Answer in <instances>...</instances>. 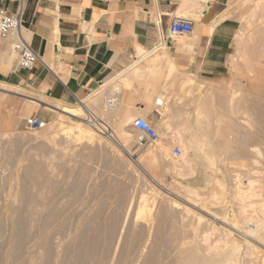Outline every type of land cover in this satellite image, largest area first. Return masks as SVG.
I'll return each mask as SVG.
<instances>
[{"label":"rangeland","instance_id":"obj_1","mask_svg":"<svg viewBox=\"0 0 264 264\" xmlns=\"http://www.w3.org/2000/svg\"><path fill=\"white\" fill-rule=\"evenodd\" d=\"M262 19V16H260L259 21L251 27L252 30L247 27L243 32L246 41L243 43V53L241 56H236L234 64H232L231 80L218 84L220 86H217V88H215L217 84L206 86L202 82L194 80L180 86V94L168 98L169 102L170 100L173 101L174 111L172 112L170 105H168L169 107L166 106L165 110H169V114L173 113L175 121H177L176 117L179 118L178 116L182 115L180 120L178 119L179 121L177 123L174 121V123H176L175 125L179 123L181 124L179 126L186 129L185 140L187 142L195 140L198 142L209 141L210 143V141H214L212 145H216L215 151H217H214V156H217L215 157L216 164L214 163V167L212 166L211 169H208L210 168V160L206 158L208 153L202 155V153L192 150L196 152H193V154L190 150L186 154L187 159L191 164L193 163L192 166L195 169L193 177L183 178L176 174L175 168L173 167V169L171 166L174 161L170 156L159 155L156 158V164L153 166L148 165V167L146 160H143L144 164H142L141 157L149 149L156 147L157 141L153 144L154 147H147V150L139 147L131 126L128 129L133 137L127 149L123 148L121 150L115 146H109L107 138L100 137L97 142H89L86 139L77 138L73 126L77 123V118H68L59 110L52 111L45 108H37L29 112V104L24 97L13 93H10V96H3L4 93L0 91V96L4 97L3 99L0 98V104L3 103L0 105V264H177L183 256L185 258V263L183 262L184 258L181 259L183 264H186L187 261L188 264H198L202 258L214 259L213 255L206 251V245H203L202 238L205 232L213 226L219 228L217 234H219L220 228L221 231L226 229L224 220L222 221V219H225L224 211L226 212V210L221 203L215 205L216 207L208 205L207 208L209 209H205V203L201 198L198 200L193 199L177 183L197 188L202 196L211 193L210 191L215 189L218 190L219 187L214 184L217 179L219 181L223 180L221 183H229L230 185H228L232 187L234 183L231 169L236 167V163L233 161L235 166L233 164H231L232 166L230 164L226 165L230 161L228 158L236 161L235 157L248 158L249 143L251 141L247 143L243 141L244 145L241 147L243 152H240L242 151L240 144L245 138L241 132L242 128L239 127L240 125L235 119L229 120L230 125L225 122L228 119L226 97L231 90L236 91L238 89L239 81L236 80H238L242 71L247 76L250 75L247 69L242 67V65H246L243 57L248 62L250 61L249 65L254 69L257 68L258 73L262 75L260 80L249 81L247 91L251 95L248 94L246 100L251 109L260 112L255 111V113L252 110V113H254L253 119L256 120L257 124L255 134H259L252 141L264 142V23L260 22ZM0 46H5L6 53L12 54L15 60L18 59L8 43L2 42ZM254 75H257V73L252 74L253 77ZM229 82L231 87L233 83L235 87L228 88L227 84ZM19 87L23 88H20L22 93L30 96L34 95L33 90L28 87ZM207 87L210 88V110L205 112L203 116V118L205 117L203 121L204 129L201 131L203 136L199 140L195 135H192L194 132L193 127L197 128L199 122L194 120V114L188 110L189 107L187 108L186 102L192 101L193 103L195 100L200 102L204 89ZM116 90L119 89L116 88ZM13 91H18V88ZM98 96L99 102L96 101L91 109H94L93 111L101 118L107 120L112 127L119 119V109L124 107L122 99L118 111L115 110L108 115L102 108V93ZM213 97H216V99ZM46 102L50 103L51 101L47 99ZM51 103L52 105L57 104L54 101ZM176 103L181 105L179 106ZM86 104H88L87 101ZM67 106L80 107V104L73 103ZM180 107H182V110ZM37 113L46 119L48 123H51L52 129L46 127L38 131L26 130L25 120ZM148 115L152 119L146 120L157 127V132L162 130L161 134L163 133L164 140L166 139L165 142L167 144L172 142L171 136L166 135L163 131L162 116H155L152 112H149ZM110 116L111 118H109ZM112 118L113 120H111ZM219 123L221 124V133L226 130L225 127H230V132L233 133V135H230L231 144H229L228 149L223 143L225 136H222L221 133L214 134L215 127ZM161 125L162 128L160 129ZM41 132L42 134H39ZM72 136L75 138L73 139ZM242 137L244 138L242 139ZM218 140L222 143L220 141L218 143ZM261 142L259 145L262 146L261 148L264 151V143L262 145ZM172 143H170L171 146L168 145L170 151L173 155L179 156L181 153L177 149L182 150L181 145ZM245 144H248L246 145V153L244 152L246 148H243ZM197 157H203L204 159H194ZM227 159L228 162L225 161ZM231 161L230 163H232ZM262 162L264 163V161ZM141 164L143 165L142 168L146 167V171L151 169V173H143L140 170ZM227 166L231 167L228 169ZM213 170L215 171L213 172ZM210 174L216 179H212ZM207 175L211 176H209L210 179L209 177H207L208 179L205 178ZM148 177H156L155 179L158 181L155 183ZM207 180L208 182H206ZM210 180L211 182L208 184ZM214 185H216V188ZM193 203L198 207L194 208L191 205ZM143 204L147 207L144 212H142ZM231 206L232 212L229 209V214H234L235 207ZM185 207L191 209L190 215L183 210ZM206 210L211 211V213L208 211L207 213ZM191 215L192 217H190ZM240 221L243 222L241 219ZM241 222H239V226L243 224ZM207 226L211 227L208 229ZM241 237L236 234V238L242 245L241 253L244 252L245 254L247 245ZM185 239L189 241H187L188 244L181 241ZM192 241L193 243H191ZM185 245L186 249L184 248ZM257 245L260 251H249L248 254H245L246 257L243 256L244 258L239 260V264H246L245 262H248L247 264L258 262L256 264H259L260 252L264 251L262 250L264 246ZM193 246L197 247H194L197 258L202 255L203 257L199 258L200 260L193 258L194 261L190 259L193 261L190 262L189 259H186V256L188 258L189 252L187 253V251H190V254L192 252V254H195ZM190 248H193V250ZM181 250L186 253L181 252L182 254H180L183 256L179 254L181 256L179 259V252L177 251Z\"/></svg>","mask_w":264,"mask_h":264},{"label":"crops","instance_id":"obj_2","mask_svg":"<svg viewBox=\"0 0 264 264\" xmlns=\"http://www.w3.org/2000/svg\"><path fill=\"white\" fill-rule=\"evenodd\" d=\"M0 8L12 14L21 10L23 37L42 60L32 70H21L18 59L8 60L9 53L0 46V81L26 86L66 105L103 87L118 88L123 101L131 99L125 103L132 111L148 104L145 107L153 108L149 110L155 116H161L167 104L174 111L173 101L158 98L177 96L189 78L206 86L230 80L234 59L243 53V32L252 30L260 16L264 23V0H0ZM175 18L191 20L193 34L171 36L169 26ZM120 74L131 80L127 89L118 83ZM207 88L202 102H186L194 120L202 113L200 127H193L198 139L203 136V116L210 110Z\"/></svg>","mask_w":264,"mask_h":264},{"label":"bare ground","instance_id":"obj_3","mask_svg":"<svg viewBox=\"0 0 264 264\" xmlns=\"http://www.w3.org/2000/svg\"><path fill=\"white\" fill-rule=\"evenodd\" d=\"M260 4H261V2H258V6H260ZM176 38V37H175ZM188 38V37H187ZM183 39V38H182ZM189 39V38H188ZM192 39V38H191ZM179 41V40H178ZM177 41V42H178ZM187 42V41H186ZM184 43V42H183ZM189 43H191V42H189ZM184 46V45H183ZM165 49V48H164ZM183 49V48H182ZM167 50V49H166ZM165 50V51H166ZM179 51V50H178ZM13 54H15V53H13ZM6 55V54H5ZM8 60H10V61H12V60H14L15 58H14V56L11 54H9L8 55ZM4 58H6V57H4ZM17 58V57H16ZM244 58V60H245V63H246V65L244 64V65H242V67L243 68H245V69H247V71H248V74H250L249 76H247V74H245L244 73V71H242V73H238L240 76H239V78L238 77H236V78H238V80H236V81H239V87H238V89L236 90V91H232L231 89V91H230V94L226 97V102H227V107H228V119H226V121L225 122H229V120H233V119H235V121L236 122H238L239 123V127H241L242 128V130H241V132H242V134L244 135V137H242V142H241V140H240V142H241V144H240V148L244 145V142L245 143H247V142H249V141H251V143H249V145H250V147H249V153H248V158H246V157H243L242 155H244V154H242L241 156H242V158H238V157H235V159H237V161L236 160H232V159H230V158H228L232 163H230V161L227 159V160H225V161H229V163H226V165L227 164H233L234 165V162L233 161H235V163H236V167L235 168H233L232 167V171L234 172H232L231 173V176H232V179H233V186L232 187H230L227 183H225V182H223V183H221V181H223V180H215L216 178H214L211 174V176H212V179H214L216 182H214V184H216L219 188H218V190H213V188H212V190L213 191H210L211 193H209V194H207V195H205V196H202L200 193H199V190L197 189V188H195V187H192V186H186V185H184V184H182V183H177L183 190H185L193 199H202L203 201H204V203H205V206H204V208L206 209L207 207H208V205H219L220 203L223 205V208H225V210H226V212L224 211V213H225V219H222V221L224 220V223H225V225H226V229H223L222 231H221V228H220V232H219V234H217L218 233V229L219 228H216V227H214L213 225V227L209 230V231H207V232H205V234L203 235V238H202V240H203V242L202 243H204L203 245H206V251L208 252V253H211L212 255H213V257H214V259L212 258V259H209V257H207V258H202L201 259V257H203V253L202 252H200L201 251V249H200V253H202L201 255V257H199L200 259H201V262H198V264L200 263V264H239V260L241 259V258H244L243 256H245V254H248L249 253V251H253V250H255V251H257L258 252V248H257V244H260V245H262V246H264V163L262 162V161H264V151L262 150V146H260L259 144H260V142L261 141H259V140H256V141H252L254 138H256V136L258 137V135L257 134H255V131L257 132V130H255V128H256V120H254L253 119V114L254 113H252V110L253 109H251V107L250 106H248L247 104V100H246V98L249 96L248 94H250V93H248V91H247V88H248V83H249V81H257V80H260V78L262 77V75H260L258 72V70H257V68L256 69H254V67L252 68L249 64L251 63L250 61V63L248 62V60L245 58V57H243ZM2 60H4L3 58H2ZM243 60V59H242ZM7 61V60H6ZM8 63V62H7ZM10 63V62H9ZM14 63V62H13ZM13 63H11L10 64V66L13 64ZM169 64V63H168ZM135 65V64H134ZM134 65H133V67H134ZM170 65V64H169ZM252 65V64H251ZM168 66V65H167ZM253 66V65H252ZM133 67H131V70H132V68ZM147 67H150V66H147ZM256 67V66H255ZM152 67H150V69H151ZM234 68H235V66H234ZM238 68H240V67H238ZM237 68V69H238ZM136 69H138L137 68V66H136ZM130 70V71H131ZM143 70V69H142ZM145 71L147 70V69H144ZM143 70V71H144ZM168 70V69H167ZM244 70V69H243ZM133 71H136L135 70V68H134V70ZM138 71H140V70H138ZM163 71H165V69L163 70ZM236 71V70H235ZM126 72V71H125ZM125 72H122V73H125ZM237 72V71H236ZM130 73V72H129ZM136 73H138V72H136ZM136 73H134V74H136ZM141 73V72H140ZM163 73V72H162ZM165 73V72H164ZM255 73H257V75H254V77L252 76V74H255ZM182 74H184V73H182ZM128 74L126 73V76H127ZM130 75V74H129ZM143 75H145V74H143ZM151 75V74H150ZM185 75V74H184ZM188 75V74H187ZM190 75V74H189ZM123 76H125V75H123ZM123 76H121V74H120V76L118 77V83H120L121 85H124L125 86V88L127 87H129L130 86V82H131V80H129L128 81V79H124L123 78ZM132 76H134V75H132ZM137 76V75H136ZM135 76V77H136ZM140 76V75H139ZM142 76V75H141ZM140 76V77H141ZM182 76V75H181ZM193 76V75H192ZM127 77H129V76H127ZM131 78V77H130ZM142 78H144V77H142ZM146 78V77H145ZM177 78V77H176ZM188 78V77H187ZM136 79V78H135ZM178 79H179V77H178ZM113 80V79H112ZM184 80V79H183ZM194 80V79H193ZM196 80H197V78H196ZM231 80V79H230ZM139 81V80H138ZM148 81V80H147ZM146 81V82H147ZM179 81V80H178ZM227 81H229V80H227ZM112 82V81H111ZM110 82V83H111ZM117 82V81H116ZM135 82H137L136 80H135ZM145 82V83H146ZM149 82H150V80H149ZM164 82V81H163ZM173 82V81H172ZM189 82H192V80L189 78V79H187L184 83H189ZM196 82V81H195ZM106 83H109V82H106ZM142 84H143V82H141ZM145 83H144V87H143V89L145 88ZM166 83V82H165ZM210 83V82H209ZM208 83V84H209ZM114 84V83H113ZM119 84V85H120ZM132 84V83H131ZM148 84V83H147ZM181 84V83H180ZM193 84H196V83H193ZM230 84V82L227 84V87L228 88H230L231 86L229 85ZM234 84V83H233ZM232 84V87L234 86ZM238 84V83H237ZM120 85V86H121ZM135 85V84H134ZM149 85V84H148ZM148 85H146V86H148ZM154 85V84H153ZM156 85V84H155ZM182 85V84H181ZM215 85V84H214ZM107 86V85H106ZM111 86V85H110ZM118 86V85H117ZM141 86V85H140ZM143 86V85H142ZM159 86V85H158ZM171 86H173V85H171ZM175 86H177V85H175ZM217 86H220V85H216V87L215 88H217ZM123 87V86H122ZM132 87V86H131ZM130 87V88H131ZM136 87H137V85H136ZM150 87H151V84H150ZM185 87V86H184ZM231 87V88H232ZM235 87V86H234ZM15 88H18V91H13ZM21 87H19L18 85H14V84H11V83H8V82H4V81H0V91L2 92V93H4L3 94V96H10V93H13V94H17V95H20L21 97H24L25 98V100L28 102V108H29V112L30 111H32V110H34V109H37V108H45V109H49V110H52V111H61V113H64L65 115H67V117L68 118H77V123L75 124V125H73L74 126V130H75V132H76V136H77V138L78 139H86V140H88L89 142H97V141H99V138L101 137V138H107L108 140V144H109V146H115V147H117V149L118 148H120L121 150H123V148H126L127 149V147L128 146H130V144H131V140H132V135L130 134V132H129V127L131 126V130H132V124H133V122H134V120L137 118V117H139V116H141V117H144L145 119H148V117H147V115H148V112L151 110V108H147V107H145L146 105L148 106V104H146L144 107H145V110H142V109H144V107L141 109V110H137V111H132L133 109L131 108V107H128V106H126V103L129 101L130 102V100L131 99H129L127 102L124 100H122V102H123V108L121 109H119V107H118V109L120 110V115H118L119 117V119H117L116 120V122H115V125L113 124V126L111 127L109 124V127H107V132H97V131H94V129H92V128H90L89 126H88V124L85 122V117H84V108L82 107V105H80V107H70V106H67V105H61L60 104V102H56V101H54V102H56L57 104L55 105H52V101L53 100H50V99H48V100H50L51 102V104L49 103V102H46V100H47V98L45 97V96H43V95H41L39 92H35L34 90H33V92L32 93H34V95L33 96H30V95H27L26 93H22L21 91V89H23V88H21ZM126 88V89H127ZM132 88H134V89H137V88H135V86H133ZM131 88V89H132ZM168 88H170V87H168ZM173 88V87H172ZM210 88H211V86H210ZM220 88V87H219ZM222 88V87H221ZM227 88V89H228ZM100 89H102L101 91H94L93 92V94L91 93L89 96L87 95L85 98H83L81 101L83 102V103H85L86 104V101L88 102V104H86L89 108H93V104L94 103H96V101L97 102H99L98 101V95L100 94V93H102V91L104 90V88H100ZM99 89V90H100ZM123 89V88H122ZM126 89H125V91H126ZM138 89H140V88H138ZM137 89V90H138ZM142 89V90H143ZM147 89H148V87H147ZM149 89H151V88H149ZM32 90V89H31ZM30 90V91H31ZM124 90V89H123ZM141 90V89H140ZM139 90V91H140ZM152 90V89H151ZM220 90V89H219ZM222 90H224V89H222ZM132 91H133V89H132ZM165 91V90H164ZM226 91V90H225ZM92 92V91H91ZM136 92V91H135ZM135 92H133V93H135ZM145 92H146V90H145ZM158 92V91H157ZM219 92V91H218ZM228 93H229V91H227ZM127 94L129 93V91L128 92H126ZM125 93V94H126ZM150 93V92H149ZM165 93V92H164ZM225 93V92H224ZM137 94H138V91H137ZM147 94L148 93H146V96H147ZM161 94H163V93H161ZM167 94V93H166ZM134 95V94H133ZM133 95H131V96H133ZM136 95V94H135ZM149 95V94H148ZM165 95V94H164ZM251 95V94H250ZM3 96H0V98H4ZM98 96V97H97ZM121 96H122V94H121ZM125 96H127V95H125ZM145 96V97H146ZM165 96H167L168 97V94L167 95H165ZM165 96H158L159 98L158 99H160L162 102H165V101H168V100H166L167 98L165 97ZM170 96V95H169ZM130 97V96H129ZM128 97V98H129ZM151 97H153V96H151ZM150 97V98H151ZM171 97V96H170ZM203 97V96H202ZM210 97V96H209ZM127 97L125 98L124 97V99H128ZM148 98V97H147ZM157 98V97H156ZM201 98V97H200ZM213 98H215L216 99V97H213ZM6 99V98H5ZM100 99V98H99ZM123 99V98H122ZM179 99V98H178ZM177 99V100H178ZM181 99H183V98H181ZM206 99V98H205ZM208 99V98H207ZM206 99V100H207ZM1 100V99H0ZM89 100V101H88ZM147 100V101H146ZM152 100V99H151ZM157 100V99H156ZM173 100V99H172ZM202 100V99H201ZM134 100H132V102H133ZM141 101H143V100H141ZM148 102V103H150L149 101H148V99H145L144 98V102ZM155 101V100H154ZM175 101V100H174ZM181 101V100H180ZM126 102V103H125ZM129 102H128V104H129ZM145 102V103H146ZM152 102V101H151ZM170 102H171V100H170ZM170 102H168V103H170ZM184 102V101H183ZM202 102V101H201ZM210 102V101H209ZM153 103H156V102H153ZM1 104H3V103H1ZM0 104V105H1ZM131 104H133V103H131ZM165 104V103H164ZM163 104V105H164ZM176 104H178V103H176ZM143 105H144V103H143ZM150 105H152V103L150 104ZM150 105H149V107H150ZM154 105V104H153ZM201 105V104H200ZM159 106H160V104H159ZM167 106H168V104H167ZM172 106H173V104H172ZM198 106H199V104H198ZM152 107H154V106H152ZM162 108H164L163 106H161ZM169 107V106H168ZM171 107V106H170ZM135 108V107H134ZM156 108V107H155ZM161 108V109H162ZM165 108H167V107H165ZM165 108H164V110H162L161 111V116H162V119L161 120H163V121H161V122H163V123H161L162 125H163V131L166 133V135H170L171 136V140H172V142H170V143H172V144H174L175 145V143H177V144H180L181 145V148H182V150L180 149V148H178V150L180 151V155L179 156H175V155H173V153H172V151H170V148H169V146L168 145H170V143L169 144H167L166 142H165V140H164V135H162L161 134V131H159L158 132V139H157V144H156V147H154V148H152V149H149L148 151H147V153L144 151L143 153L145 154L143 157H141V160H142V162H143V160H146V164H147V166L149 165H155L156 164V158H158V156L159 155H163V156H170V157H172L173 158V161H174V164L173 165H171L172 166V168L174 169V171L176 170V174H178L179 176H181V177H183V178H185V177H188V176H191V177H193L194 175H195V169L193 168V166H192V164H191V162H189V160L187 159V157H186V154L191 150V153H193L194 151H197V152H200V153H202V155H203V153H208V157L206 156V158L207 159H209L210 160V163H209V167L210 168H208V169H211L212 168V166L214 167V163L216 162L215 161V157H217V156H214V151H215V148H216V145L215 144H213L212 145V143L214 142H211L210 141V143H209V141H201V142H198V141H195V140H193V141H189V142H187L186 140H185V130L186 129H183V127H181V126H179V125H181V124H179L178 123V125H175L179 120H180V118H181V116H178L179 118H177L176 117V120L177 121H175L174 120V118H173V113H170L169 114V110L168 111H166L165 110ZM200 109H201V107H199ZM0 109H1V106H0ZM97 109V108H96ZM137 109V108H136ZM150 109V110H149ZM161 109H157V110H161ZM171 109V108H170ZM180 109L182 110V107H180ZM184 109V108H183ZM199 109V111H202V110H200ZM204 109V108H203ZM94 110V109H93ZM152 110H153V108H152ZM151 110V111H152ZM173 110V109H172ZM176 110V109H175ZM97 111V110H96ZM118 111V110H117ZM150 111V112H151ZM178 111V110H177ZM177 111H176V114H177ZM259 112V111H257L256 109L255 110H253V112ZM173 112V111H172ZM197 112V111H196ZM255 112V113H256ZM261 112H263V111H261ZM160 113V112H159ZM181 113V112H180ZM179 113V114H180ZM183 113V112H182ZM185 113V112H184ZM260 113V112H259ZM32 114V113H31ZM104 114V113H103ZM171 114H172V116H171ZM105 116H106V114H104ZM184 115V114H183ZM149 116V115H148ZM175 116V115H174ZM177 116V115H176ZM197 116H198V121L197 122H200L201 121V119H202V113L201 112H198L197 113ZM103 117V116H102ZM115 117V116H114ZM113 117V118H114ZM105 118V117H104ZM109 118H111V116L109 117ZM113 118L111 119V120H113ZM183 118V117H182ZM205 118V117H204ZM179 119V120H178ZM193 119V118H192ZM196 119V120H197ZM174 121L176 122V123H174ZM203 121H204V119H203ZM234 121V122H235ZM113 122V121H112ZM194 122V121H193ZM196 122V123H197ZM232 122V121H231ZM108 123V122H107ZM181 123V122H180ZM198 124V123H197ZM200 124V123H199ZM198 124V125H199ZM159 125V124H158ZM162 125H161V127H160V129L162 128ZM228 125H230L229 123H228ZM211 126V125H210ZM200 127V126H199ZM215 127V126H214ZM229 127V126H228ZM157 128V127H156ZM216 128V131L214 132V134H220L221 132H220V130H221V124L219 123L218 124V126H216L215 127ZM214 128V129H215ZM226 128V130L223 132V133H221L222 134V136H225V140H223L224 142V144L226 145L225 147L228 149L229 147V144H231V141H230V135H233V133H231L230 132V127L229 128H227V127H225ZM225 128H223V129H225ZM232 128V127H231ZM47 129H52V125H51V123H48L47 124ZM194 129V128H193ZM200 130V129H199ZM240 130V129H239ZM133 131V130H132ZM213 131V130H212ZM44 132V131H43ZM45 132H46V130H45ZM50 132V131H49ZM55 132V131H54ZM53 132V133H54ZM74 132V133H75ZM264 132V131H263ZM56 133V132H55ZM69 133V132H68ZM164 133V134H165ZM195 133V132H194ZM198 133V132H197ZM212 133V132H211ZM259 133V132H258ZM38 134V133H37ZM39 134H42V132L41 133H39ZM190 134V133H189ZM202 134V133H201ZM242 134H241V136H242ZM69 135H71L70 133H69ZM68 135V136H69ZM74 135V134H73ZM193 135V134H192ZM210 135V134H209ZM262 135V134H261ZM260 135V136H261ZM169 136V137H170ZM196 137H197V135H195ZM240 136V137H241ZM167 137V136H166ZM198 137H200V136H198ZM218 137V136H217ZM239 137V138H240ZM72 138L74 139L75 137H73L72 136ZM192 138V137H191ZM224 138V137H223ZM236 138V137H235ZM248 138V139H247ZM134 139V138H133ZM168 139V138H167ZM188 139V138H187ZM201 139V138H200ZM199 139V140H200ZM215 139V138H214ZM248 141H247V140ZM257 139H260V138H257ZM262 139V138H261ZM169 140V139H168ZM170 140V141H171ZM237 140V139H236ZM83 141V140H82ZM217 141V140H216ZM219 141L220 140H218V143H219ZM244 141V142H243ZM221 142V141H220ZM254 142V143H253ZM215 143H217V142H215ZM222 143V142H221ZM220 143V144H221ZM262 143V142H261ZM264 143V142H263ZM263 143H262V145H263ZM193 144H201V145H193ZM219 144V145H220ZM246 145H248V144H245V146L243 147V148H246V149H244V152H245V150H247V147H246ZM171 146V145H170ZM215 146V147H214ZM224 146V145H223ZM232 146V145H231ZM151 147V146H150ZM222 147V146H221ZM221 147H219V148H221ZM110 148V147H109ZM218 148V149H219ZM114 149V148H113ZM112 149V150H113ZM119 149V150H120ZM141 149V148H140ZM222 149V148H221ZM239 149V148H238ZM242 149V148H241ZM145 150H147V148L145 149ZM192 150H194V151H192ZM126 151V150H125ZM138 151V150H137ZM217 151V150H216ZM215 151V152H216ZM140 152V151H139ZM240 152H243V149H242V151H240ZM123 153V152H122ZM136 153V152H135ZM194 153H196V152H194ZM193 153V154H194ZM221 153V152H220ZM246 153V152H245ZM141 154V153H140ZM139 154V155H140ZM217 155H218V153H216ZM241 154V153H240ZM133 155V154H132ZM223 155H225L224 153H223ZM246 155V154H245ZM134 156V155H133ZM193 156H195V155H193ZM240 156V157H241ZM135 158H137V157H135ZM189 158V157H188ZM191 158H192V156L190 157V160H191ZM203 157H200L199 159H202ZM205 158V159H206ZM221 158V157H220ZM225 158V157H224ZM227 158V157H226ZM129 159V158H128ZM171 159V158H170ZM130 160V159H129ZM164 160V159H163ZM169 160V159H168ZM223 161V160H222ZM140 162V161H139ZM206 162V161H205ZM218 162V161H217ZM136 163V162H135ZM163 163V162H162ZM161 163V164H162ZM168 163H169V161H168ZM172 163V162H171ZM140 164V163H139ZM142 164H144V162L142 163ZM141 164V169L140 170H142V172L143 173H147V172H150L151 171V169H149L150 171H146L145 170V168L143 167L142 168V165ZM216 164V163H215ZM138 165V164H137ZM136 165V166H137ZM196 165V164H195ZM211 165V166H210ZM218 165V164H217ZM225 165V166H226ZM146 166V165H145ZM148 166V167H149ZM160 166V165H159ZM170 166V167H171ZM208 166V165H207ZM207 166H206V168H207ZM224 166V167H225ZM232 166V165H231ZM231 166H227L228 167V169H229V167H231ZM235 166V165H234ZM165 167V166H164ZM195 167V166H194ZM224 167H223V169H224ZM138 168V167H137ZM148 169V168H147ZM234 169V170H233ZM230 170V171H231ZM169 171H170V169H169ZM209 171H211V170H209ZM215 170H213V172H214ZM218 171V170H217ZM207 172V171H206ZM151 173V172H150ZM153 173V172H152ZM217 173V172H216ZM149 174V173H148ZM147 174V175H148ZM199 174V173H198ZM206 174V173H205ZM204 174V175H205ZM209 174V173H208ZM213 174V173H212ZM233 174V175H232ZM209 175V176H210ZM214 175V174H213ZM154 176H156V175H154ZM208 175L205 177V178H207V177H209ZM210 176V177H211ZM215 177H216V175H214ZM210 177H209V179H210ZM148 178H150L153 182H157L158 180H156L154 177H148ZM219 178V177H218ZM231 178V177H230ZM208 179V178H207ZM211 179V180H212ZM225 179V178H224ZM228 179V178H227ZM211 180L209 181V183L208 184H210V182H211ZM225 181H226V179H225ZM206 182H208V180L206 181ZM205 182V184L208 186V184ZM227 182V181H226ZM229 182V181H228ZM232 182V181H231ZM213 184V183H212ZM211 184V185H212ZM227 184V185H226ZM232 184V183H231ZM211 185H209L210 187H211ZM216 185H214L215 186V188H216ZM204 187H206V186H204ZM213 187V186H212ZM153 189V188H152ZM147 200V199H146ZM187 201H189V200H187ZM197 202V201H196ZM148 203V202H147ZM146 203V204H147ZM142 204V203H141ZM200 204H201V202H200ZM202 204H203V202H202ZM194 208L195 207H198V205H195L194 203L193 204H191ZM231 205H233L234 207H235V211H233V213L234 214H231L232 216L230 217V214H229V209H230V207H232ZM140 206V205H139ZM143 206V210H142V212H144V211H146V209H147V207H146V205L144 206V204L142 205ZM148 206V205H147ZM190 206V205H189ZM170 207V206H169ZM216 207V206H215ZM233 207V208H234ZM141 208V207H140ZM146 208V209H145ZM223 208H221L222 210H224ZM142 209V208H141ZM182 209V208H181ZM207 209H209V208H207ZM232 209V208H231ZM231 209H230V212H232L231 211ZM185 212H187V213H189V215L191 214V209L190 208H187V207H185L184 209H183ZM171 211V210H170ZM199 211V210H198ZM202 211V210H201ZM208 210H206V212H207ZM195 212V211H194ZM203 212V211H202ZM209 212V211H208ZM207 212V213H208ZM183 213V212H182ZM201 213V212H200ZM209 213H211V211L209 212ZM193 214V213H192ZM181 215V214H180ZM213 215H215V214H213ZM221 215H223V214H221ZM195 216V215H194ZM199 216V215H198ZM209 216V215H208ZM224 216H223V218H224ZM185 217V216H184ZM187 217H188V215H187ZM190 217H192V215L190 216ZM215 217V216H214ZM216 217H217V215H216ZM149 218V217H148ZM154 218V217H153ZM189 218V217H188ZM191 219V218H190ZM198 219V218H197ZM203 219V218H202ZM216 219V218H215ZM240 219L243 221V222H241L240 221ZM143 220H145V219H143ZM149 220V219H148ZM147 220V221H148ZM150 221V220H149ZM197 221H199V220H197ZM155 222V221H154ZM239 222H241V223H243V224H241V226H239L240 225V223ZM186 223V222H185ZM189 223V222H188ZM187 223V224H188ZM223 223V224H224ZM199 224V223H198ZM213 224V223H212ZM150 225V224H149ZM154 225V224H153ZM179 225V224H178ZM243 225V226H242ZM186 226V225H185ZM200 226V225H199ZM183 227V226H182ZM208 227V226H207ZM211 227V226H210ZM210 227H208V229L210 228ZM43 228V227H42ZM204 230H206V229H204ZM237 231V232H236ZM201 232V231H200ZM203 232V231H202ZM236 234H239V236L244 240V241H246V245H247V252L244 254V252L243 253H241L242 251H241V248H242V245H241V243H240V241H238V239L236 238ZM201 236H202V234H201ZM187 238H189V237H187ZM41 239V238H40ZM45 240H46V238H44ZM20 240V239H19ZM194 240H195V238H194ZM200 240V239H199ZM181 241H184V243H186V244H188L187 243V241L188 240H181ZM180 241V242H181ZM198 241V240H197ZM201 241V240H200ZM43 242V241H42ZM189 242V241H188ZM183 243V242H182ZM191 243H193V241L191 242ZM198 243H200V242H198ZM201 243V244H202ZM43 244H45V243H43ZM178 244V243H177ZM181 244V243H180ZM48 245V244H47ZM183 245V244H182ZM198 245V244H197ZM196 245V246H197ZM178 247L180 246V245H177ZM191 246H192V244H191ZM190 246V247H191ZM198 246H200V245H198ZM197 246V247H198ZM202 246V245H201ZM175 247H176V244H175ZM189 247V246H188ZM187 247V248H188ZM195 246H193V248H194ZM197 247H195V248H197ZM181 248V247H180ZM184 248L186 249V245L184 246ZM193 248L191 249V250H193ZM195 248H194V252H195ZM263 248V247H262ZM190 249H188V250H190ZM199 249V248H198ZM203 249V248H202ZM257 249V250H256ZM177 250V249H176ZM175 250V251H176ZM179 250V249H178ZM245 250V249H244ZM262 250H264V248L262 249ZM184 251V250H183ZM182 250L181 251H177V252H179L178 253V255L181 253V252H183ZM187 251V250H186ZM255 251H254V253H255ZM260 251V250H259ZM189 252V253H188ZM192 252V251H191ZM206 252V253H207ZM262 252H264V251H261L259 254L261 255L260 256V262H259V264H264V253L262 254ZM183 253H186V252H183ZM187 253H188V258H187V256H186V259H195V258H197V254H196V252H195V254H192L193 255V257H191L192 255L190 254V251H187ZM182 254V253H181ZM180 254V255H181ZM205 254V253H204ZM256 254V253H255ZM258 254V255H259ZM178 255H177V257H178ZM179 255V259H180V257L181 256H183V255H181L180 256ZM187 255V254H186ZM190 255V256H189ZM208 255V254H207ZM254 255V254H253ZM258 255H256L257 257H259ZM198 256H200L199 254H198ZM250 256V255H249ZM176 257V259L178 260V258ZM246 257V256H245ZM254 257H255V255H254ZM184 258V256L181 258V259H183ZM199 258H197V259H199ZM211 258V257H210ZM179 260L180 262H178V263H180V264H183V262L185 263V258H184V260H183V262H182V260ZM194 259H193V261H194ZM199 259V260H200ZM246 260L248 259V258H245ZM176 260V261H177ZM242 260V259H241ZM244 260V259H243ZM254 260V259H253ZM253 260H252V262H253ZM255 260H256V257H255ZM254 260V261H255ZM33 261V260H32ZM36 261H38V260H36ZM192 260H190V262H191ZM192 261V262H193ZM198 261V260H197ZM245 261V260H244ZM250 261V260H249ZM259 261V260H258ZM39 262V261H38ZM188 262V261H187ZM186 262V264H188ZM189 262V263H190ZM177 263V264H178ZM197 263V262H196ZM244 263V262H243ZM246 264L248 263V262H245ZM256 264V263H258V262H253V264ZM36 264V263H35ZM190 264H194V263H190Z\"/></svg>","mask_w":264,"mask_h":264},{"label":"built area","instance_id":"obj_4","mask_svg":"<svg viewBox=\"0 0 264 264\" xmlns=\"http://www.w3.org/2000/svg\"><path fill=\"white\" fill-rule=\"evenodd\" d=\"M22 29L23 16L21 10L16 14H12L6 9L0 8V43L5 42L11 46V50L18 56V67L21 70H32L35 64L42 60L24 39ZM193 31V22L183 18H175L169 26L171 36H189L193 34ZM103 88L102 108L109 115L118 109L122 97L120 91L116 89ZM79 104L84 108L85 122L88 126L97 132H107L109 122L101 118L82 101H79ZM47 124L48 121L42 118L39 113L25 120V128L28 131L43 130L47 127ZM132 128L135 132L136 143L141 148L153 146L158 139L156 127L142 117H137L134 120Z\"/></svg>","mask_w":264,"mask_h":264}]
</instances>
